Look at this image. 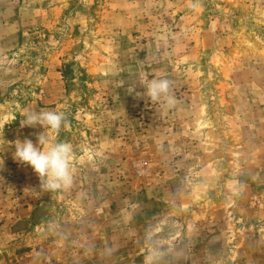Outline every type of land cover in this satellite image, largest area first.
Segmentation results:
<instances>
[{"label":"rangeland","instance_id":"obj_1","mask_svg":"<svg viewBox=\"0 0 264 264\" xmlns=\"http://www.w3.org/2000/svg\"><path fill=\"white\" fill-rule=\"evenodd\" d=\"M52 109L74 180L37 193ZM0 158V264H264V0H0Z\"/></svg>","mask_w":264,"mask_h":264},{"label":"clouds","instance_id":"obj_2","mask_svg":"<svg viewBox=\"0 0 264 264\" xmlns=\"http://www.w3.org/2000/svg\"><path fill=\"white\" fill-rule=\"evenodd\" d=\"M144 89L141 95L151 103L163 101L168 107L176 103L171 95V81L167 78L151 79ZM21 126L44 129L37 135L35 144L28 138L15 141L13 159L21 165L30 166L39 179V188L32 191L43 193L70 188L74 180L73 146L66 141H54L48 135L49 131L58 135L62 128L68 126L66 111H27ZM0 165H3L2 158ZM150 259V256L146 257L145 264H149Z\"/></svg>","mask_w":264,"mask_h":264},{"label":"trees","instance_id":"obj_3","mask_svg":"<svg viewBox=\"0 0 264 264\" xmlns=\"http://www.w3.org/2000/svg\"><path fill=\"white\" fill-rule=\"evenodd\" d=\"M63 73H64V75H65V78L67 79V74L69 73V71L65 69V70L63 71Z\"/></svg>","mask_w":264,"mask_h":264}]
</instances>
